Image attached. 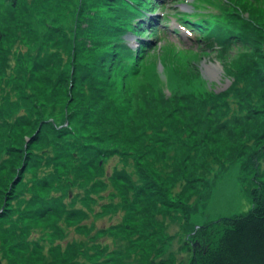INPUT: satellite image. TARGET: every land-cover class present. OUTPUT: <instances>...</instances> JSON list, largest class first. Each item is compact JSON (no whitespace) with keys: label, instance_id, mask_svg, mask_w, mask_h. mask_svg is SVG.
I'll return each instance as SVG.
<instances>
[{"label":"rangeland","instance_id":"1","mask_svg":"<svg viewBox=\"0 0 264 264\" xmlns=\"http://www.w3.org/2000/svg\"><path fill=\"white\" fill-rule=\"evenodd\" d=\"M158 2L154 12L149 14L150 17L156 16L153 19L156 23L148 22L139 27V32H146L145 27H155V31L128 37L132 46H137L139 39H145L143 44L146 45L140 57L139 74L131 81L134 96L129 97V102L132 99L129 111L138 114L132 116L131 121L148 127V118L174 117L179 131H173L170 121L168 127H162L160 139L163 135L166 139L163 138L160 144L163 150L166 148L167 154L171 153L168 164L175 163L166 167L165 158L159 162L160 167L171 171L168 177L171 190H181L188 177L178 179L175 170L188 147L198 151L195 161L197 164L205 162L202 165L209 180L216 178L207 204L199 203L195 223L187 230L171 214L156 210L159 225L151 227L149 221L154 210H144L141 216L145 218L137 222L135 229L148 235L143 240L149 243L147 250L152 254L160 248V254L157 251L144 259L140 253H135L133 247L129 248L130 236L136 232L131 228L129 234L123 235L120 226L125 225V217L121 207L126 196L132 194L128 183L137 181L140 172L132 153L121 144L125 141L130 146L132 141H142L143 135L140 129L131 128L125 122L127 119L107 117L113 116L111 110L116 109L118 114L122 107L110 103L108 97L98 103L105 109L104 115L98 119L109 123L103 127L104 139L96 141L88 136L91 141L114 149L108 157H103V161L97 159L100 165L93 162L90 168L85 167L79 172L82 178L88 177L89 172L96 174L91 179L96 186L92 196L91 189L95 186L74 185L64 190L55 185L45 188L44 194L56 200L49 201L51 208L36 218L38 213L29 212L31 202L28 200L34 192L29 190L34 187L29 182L30 170L21 179L29 187L25 189V184H17L18 181L17 194L11 197L14 192L9 188L15 179L14 162L17 160L6 157L4 146L0 144V259L3 264H149L151 261L156 264L160 258H164L162 264H191V248L189 251L183 244L189 239L191 245L199 225L246 212L251 207L248 188L254 185L257 172L264 174V0ZM184 12L190 15L186 17ZM59 52L62 60L53 63V67L68 68V53L63 47ZM107 91L110 92L107 95L114 94L110 88ZM27 92L28 98L31 95ZM160 104L167 105V109H159ZM2 105L13 114L6 117L10 122H14L19 112H26L24 101L13 84L0 89V108ZM3 116L0 115V139L10 130L3 127L6 124ZM33 130L20 127L16 131L17 143L21 146L18 149L22 151L19 157L23 156L21 154ZM85 131L98 133L93 125L85 126ZM112 140L121 144L116 145ZM44 146L45 143L41 142L33 144L34 150L39 152V159L45 156ZM209 148H212L211 155L205 153L203 160L201 151ZM189 164L194 167L192 160ZM31 168L42 173L53 166H45V159H41ZM126 174L130 176L126 177ZM160 175L164 177L163 169ZM67 190L71 195H67ZM145 193L144 201L155 204L158 197L149 199ZM195 195L198 194L190 196L192 202ZM145 221L150 224L146 228L142 224ZM113 226L118 229L114 231ZM154 229L153 234L151 230ZM216 231L207 235L213 236ZM118 252L120 255L112 259L111 256Z\"/></svg>","mask_w":264,"mask_h":264},{"label":"trees","instance_id":"2","mask_svg":"<svg viewBox=\"0 0 264 264\" xmlns=\"http://www.w3.org/2000/svg\"><path fill=\"white\" fill-rule=\"evenodd\" d=\"M156 3H159L158 0H0V89L13 84L26 109V112H19L14 122H10L6 117L12 116V112L5 110L6 105L0 108V115H4L6 123L3 127L10 129L9 134L1 137L0 144L4 146L6 157L17 160L14 162L15 179L9 188V191L14 192L11 197L14 198L17 194L16 183H24L21 179L27 170L31 174L30 186H34L29 189L34 191L28 200V203L31 202L29 212L38 213L36 218L47 208H51L49 201L56 200L44 194L45 188L55 185L64 190L65 187L74 185L95 186V181L91 179L96 174L89 172L88 177L82 178L79 172L85 167L90 168L93 162L98 165L97 159L103 161V157H108L114 149L110 145L101 146L91 141V137L96 141L104 139L103 127L109 123L98 119L105 112L104 106L99 107L98 103L109 97L110 103H117L119 108L122 107L121 112L117 114L116 109L111 110L113 116L107 117L114 120L118 117L127 119L124 121L131 128L140 129L143 135L142 141H132L130 146L125 141L122 143L124 145L115 140L112 142L125 146L132 153L140 172L137 181L130 180L128 183L131 196H126L125 203L122 207L120 205L125 217V225L120 227L125 236L130 233L131 228L136 232L130 236L129 248L133 247L135 253H140L144 259L157 251L160 254L161 250L157 248L151 254L146 248H149V243L143 241L148 235L135 229L137 222L145 218L141 213L153 208L149 221L151 227L159 225L156 211H162L176 218L184 230L190 229L195 223L194 215L200 209L199 203L207 204L216 182V178L209 180L202 165L205 162L197 164L195 161L198 151L188 147L175 170L178 179L188 178L181 190L173 192L168 179L171 171L161 168L159 162L166 158L164 163L168 167L175 161L168 164L172 159L171 153L167 154L165 147V150L162 149L160 142L165 136L161 139L160 136L162 127H168L170 121L173 131H179L174 124L177 123L176 120L174 117L171 120L152 117L148 118V127L131 121L132 116L138 115L129 111L132 102V99L129 102V97L134 96L131 81L139 74L140 57L146 45L143 44L145 39H139L138 45L132 46L128 37L130 34L155 31V27H145L146 32H139V27L148 22L156 23L153 22L156 16H149L154 12ZM184 14L186 17L190 15L188 12ZM62 47L68 53L69 66L54 68L53 63L62 60L59 52ZM29 88L30 94L27 92ZM108 88L114 94L107 95ZM26 92L31 96L27 98ZM157 107L165 111L168 106L160 104ZM26 117L31 118L27 120ZM90 125L95 126L98 133L85 131V126ZM20 127L34 129L29 134V141L21 157L19 156L22 151L18 149L21 146H18L20 144L16 138V131ZM116 128L119 129L118 123ZM85 132L87 133L84 136ZM40 142L45 143L42 150L45 156H40L39 159V152L34 150L33 144ZM134 143L140 146L136 147ZM209 149L201 151L202 158L205 153L211 155L209 151L212 148ZM13 153L18 154L13 156ZM41 159H45V166H53V169L44 170L42 173L33 170L31 166ZM190 160L194 162V167L189 164ZM74 168L77 169L70 172ZM162 169L163 178L160 175ZM127 176L130 175L126 174ZM254 178V185L248 188L252 205L246 212L219 217L199 225L193 234L191 245L189 239L184 242V247H188L189 251L191 248V264H264V174L257 172ZM197 182L202 183L198 186ZM24 184L25 189L29 187ZM93 191H96V186L92 187L91 196ZM144 193L147 198L157 196L158 200L150 205V202L144 201ZM193 193L198 195H195L192 202L190 196ZM67 195H71L68 190ZM142 224L145 228L150 225L146 221ZM111 229L116 231L118 228L113 226ZM155 229L151 230L153 234ZM212 230L217 231L209 237L210 234L207 233ZM89 249L90 247L86 250ZM119 255L118 252L111 258L116 259ZM163 259L160 258L156 264H162ZM0 264H3L1 259Z\"/></svg>","mask_w":264,"mask_h":264}]
</instances>
